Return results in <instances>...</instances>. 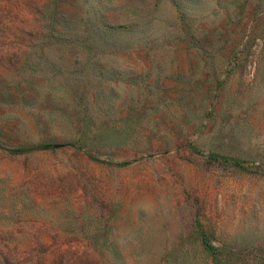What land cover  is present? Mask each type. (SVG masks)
<instances>
[{
    "label": "rangeland",
    "instance_id": "rangeland-1",
    "mask_svg": "<svg viewBox=\"0 0 264 264\" xmlns=\"http://www.w3.org/2000/svg\"><path fill=\"white\" fill-rule=\"evenodd\" d=\"M0 264H264V0H0Z\"/></svg>",
    "mask_w": 264,
    "mask_h": 264
},
{
    "label": "trees",
    "instance_id": "trees-1",
    "mask_svg": "<svg viewBox=\"0 0 264 264\" xmlns=\"http://www.w3.org/2000/svg\"><path fill=\"white\" fill-rule=\"evenodd\" d=\"M50 147H51L50 145H47V146H43L42 148H50ZM208 159H209L210 162H217L221 158H219L218 156H215V155H209ZM223 160H225V159H223Z\"/></svg>",
    "mask_w": 264,
    "mask_h": 264
}]
</instances>
